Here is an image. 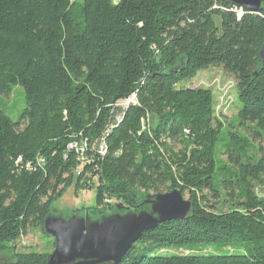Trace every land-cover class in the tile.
<instances>
[{
    "label": "trees",
    "instance_id": "trees-1",
    "mask_svg": "<svg viewBox=\"0 0 264 264\" xmlns=\"http://www.w3.org/2000/svg\"><path fill=\"white\" fill-rule=\"evenodd\" d=\"M263 46L264 0L259 13L230 0H0V95L21 87L27 102L18 121L0 110V264H49L18 243L45 233L73 185L96 188L98 216L124 213L110 201L142 212L189 196L185 219L144 233L119 264H264ZM211 68L236 83V125L216 117L211 89L185 87ZM223 197L228 211L212 203ZM234 241L252 248H200Z\"/></svg>",
    "mask_w": 264,
    "mask_h": 264
},
{
    "label": "rangeland",
    "instance_id": "rangeland-1",
    "mask_svg": "<svg viewBox=\"0 0 264 264\" xmlns=\"http://www.w3.org/2000/svg\"><path fill=\"white\" fill-rule=\"evenodd\" d=\"M82 2V0H78ZM118 2V0H115ZM185 87L211 89L214 94L216 117L226 127L237 124L240 113V100L234 79L224 73L222 69L211 68L201 71L197 77L185 82ZM120 103V102H119ZM121 110L124 106L119 104ZM27 108L24 90L21 87L14 88L10 96L0 95V110L13 120L18 121L21 113ZM243 132V128H234ZM232 129V130H234ZM247 133V132H246ZM252 138V130L247 133ZM256 147L264 148V137L255 141ZM182 146H177L180 150ZM99 153L104 154L103 150ZM263 153H260L262 155ZM85 161H90L84 156ZM224 159H226L224 157ZM82 170V167L79 168ZM97 180L95 181V185ZM255 192L259 197L264 196V183H255ZM189 200V196H184ZM158 197L146 200L144 205L148 210L137 212L130 209L120 201H110L117 209H124V213L115 215H97L89 212L97 208V191L83 189L75 191V185L70 187L63 197L52 206L53 214L48 218L45 233L35 228H29L28 233L18 243V250L22 252H37L49 255V264H76L83 261H91L103 258V249L112 250L117 245L120 247L126 236L132 229L144 222L147 218H158L155 204ZM46 201V200H44ZM229 202L233 198L225 197L221 201L212 200L219 209L229 210ZM190 206L188 212L190 211ZM104 209L101 210L103 213ZM150 247V246H149ZM204 254H244L251 250L252 244L244 241H234L222 245L200 246ZM171 253H182L171 251Z\"/></svg>",
    "mask_w": 264,
    "mask_h": 264
},
{
    "label": "water",
    "instance_id": "water-1",
    "mask_svg": "<svg viewBox=\"0 0 264 264\" xmlns=\"http://www.w3.org/2000/svg\"><path fill=\"white\" fill-rule=\"evenodd\" d=\"M230 2L241 9H246L251 13H259L262 10V0H230ZM261 58L264 62V46L261 51ZM155 204L158 218H147L139 227L132 229L123 244L119 247H114L112 250L103 249V258L83 261L76 264H119L125 254L132 246L142 237V235L159 224L177 219H185L188 214L190 203L185 200L184 196L178 191H173L158 197Z\"/></svg>",
    "mask_w": 264,
    "mask_h": 264
},
{
    "label": "built area",
    "instance_id": "built-area-1",
    "mask_svg": "<svg viewBox=\"0 0 264 264\" xmlns=\"http://www.w3.org/2000/svg\"><path fill=\"white\" fill-rule=\"evenodd\" d=\"M119 104L121 106H124V107L129 105V104H134V94L129 99H127L125 101H121ZM119 104H118V106H119ZM74 145L77 149L82 150V161L86 162L84 159V154H85V150L87 149V142H84L81 145H78V144H74Z\"/></svg>",
    "mask_w": 264,
    "mask_h": 264
},
{
    "label": "bare ground",
    "instance_id": "bare-ground-1",
    "mask_svg": "<svg viewBox=\"0 0 264 264\" xmlns=\"http://www.w3.org/2000/svg\"><path fill=\"white\" fill-rule=\"evenodd\" d=\"M128 106V105H127ZM82 150H80V152H81Z\"/></svg>",
    "mask_w": 264,
    "mask_h": 264
}]
</instances>
